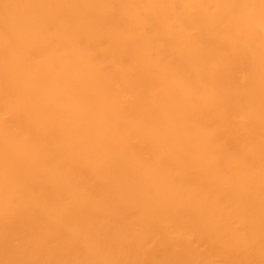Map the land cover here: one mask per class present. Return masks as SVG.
<instances>
[{
	"label": "bare ground",
	"instance_id": "bare-ground-1",
	"mask_svg": "<svg viewBox=\"0 0 264 264\" xmlns=\"http://www.w3.org/2000/svg\"><path fill=\"white\" fill-rule=\"evenodd\" d=\"M0 264H264V0H0Z\"/></svg>",
	"mask_w": 264,
	"mask_h": 264
}]
</instances>
